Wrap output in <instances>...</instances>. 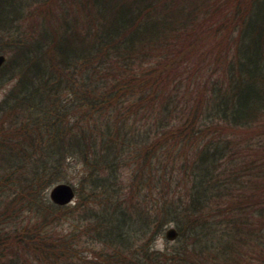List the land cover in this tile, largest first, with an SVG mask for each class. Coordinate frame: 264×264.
I'll return each instance as SVG.
<instances>
[{
  "label": "trees",
  "instance_id": "trees-1",
  "mask_svg": "<svg viewBox=\"0 0 264 264\" xmlns=\"http://www.w3.org/2000/svg\"><path fill=\"white\" fill-rule=\"evenodd\" d=\"M0 54V264H264V0H0Z\"/></svg>",
  "mask_w": 264,
  "mask_h": 264
},
{
  "label": "rangeland",
  "instance_id": "rangeland-1",
  "mask_svg": "<svg viewBox=\"0 0 264 264\" xmlns=\"http://www.w3.org/2000/svg\"><path fill=\"white\" fill-rule=\"evenodd\" d=\"M14 84L13 81H9V82H5L0 84V101L5 97L6 93L8 92V90L10 89V87ZM129 176V175H128ZM127 176V177H128ZM83 177V168L82 165L80 164V162H73L68 170V174H65V181L60 182L58 184L61 183H65V184H69L71 185L74 189L77 188V186H79V183L81 181V178ZM126 177V179H127ZM131 182V180L129 179V183ZM54 186L51 187V189L48 191V197L50 195V191L52 190ZM77 201V193H76V198L73 201L72 204H75ZM176 228L175 225H170L168 226V228H166L164 234L162 237L157 238L156 241H154L153 243V247L158 249V250H168V248L171 249V247L173 246V244L176 242V240H178V238L174 241H169L166 238V231L169 230L170 228ZM71 225H70V221H65L63 224H61L58 227V232L59 233H63L66 234L70 231ZM177 229V228H176ZM84 241V239H81L82 243ZM87 247V246H86ZM258 250V249H257ZM252 253V254H251ZM248 251L247 255H246V259H247V263L248 264H263L262 262H260L258 259H256L255 257V253L256 252H251ZM91 252L88 248L85 249L84 246H82V248L80 249V254L79 256L84 257V256H91ZM260 258V257H259ZM261 260L264 261V259L260 258Z\"/></svg>",
  "mask_w": 264,
  "mask_h": 264
},
{
  "label": "water",
  "instance_id": "water-1",
  "mask_svg": "<svg viewBox=\"0 0 264 264\" xmlns=\"http://www.w3.org/2000/svg\"><path fill=\"white\" fill-rule=\"evenodd\" d=\"M6 58L4 55H0V68L5 63ZM76 193L73 187L69 184L61 183L55 185L50 191V199L53 203L59 206H65L72 203L75 199ZM179 233L176 228L172 227L166 231V238L169 241H174L178 238Z\"/></svg>",
  "mask_w": 264,
  "mask_h": 264
}]
</instances>
